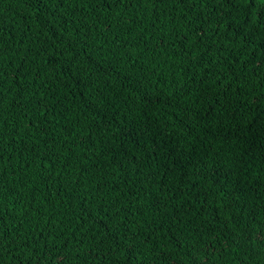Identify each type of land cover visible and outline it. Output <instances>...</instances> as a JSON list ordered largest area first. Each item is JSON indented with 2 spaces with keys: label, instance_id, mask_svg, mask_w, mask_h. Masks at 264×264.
<instances>
[{
  "label": "trees",
  "instance_id": "obj_1",
  "mask_svg": "<svg viewBox=\"0 0 264 264\" xmlns=\"http://www.w3.org/2000/svg\"><path fill=\"white\" fill-rule=\"evenodd\" d=\"M0 264H264V4L0 0Z\"/></svg>",
  "mask_w": 264,
  "mask_h": 264
},
{
  "label": "snow or ice",
  "instance_id": "obj_2",
  "mask_svg": "<svg viewBox=\"0 0 264 264\" xmlns=\"http://www.w3.org/2000/svg\"><path fill=\"white\" fill-rule=\"evenodd\" d=\"M259 2H260L261 4H264V0H259Z\"/></svg>",
  "mask_w": 264,
  "mask_h": 264
}]
</instances>
